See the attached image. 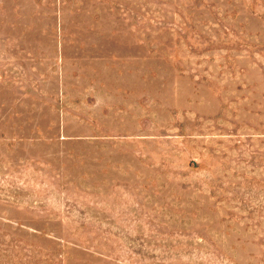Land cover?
I'll list each match as a JSON object with an SVG mask.
<instances>
[{"label": "rangeland", "instance_id": "rangeland-1", "mask_svg": "<svg viewBox=\"0 0 264 264\" xmlns=\"http://www.w3.org/2000/svg\"><path fill=\"white\" fill-rule=\"evenodd\" d=\"M0 264H264V0H0Z\"/></svg>", "mask_w": 264, "mask_h": 264}]
</instances>
